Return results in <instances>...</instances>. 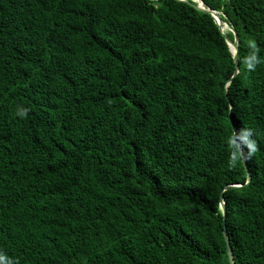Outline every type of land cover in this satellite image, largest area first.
<instances>
[{
    "label": "trees",
    "instance_id": "16d2710c",
    "mask_svg": "<svg viewBox=\"0 0 264 264\" xmlns=\"http://www.w3.org/2000/svg\"><path fill=\"white\" fill-rule=\"evenodd\" d=\"M201 2L230 30L190 0H0V264H230L224 224L264 264V0Z\"/></svg>",
    "mask_w": 264,
    "mask_h": 264
},
{
    "label": "clouds",
    "instance_id": "9594fccd",
    "mask_svg": "<svg viewBox=\"0 0 264 264\" xmlns=\"http://www.w3.org/2000/svg\"><path fill=\"white\" fill-rule=\"evenodd\" d=\"M247 66L251 68L254 65L249 63ZM226 143L230 148V162L232 164L240 159L249 158L256 150L255 141L251 139V131L247 128H241L234 135L229 136ZM2 259L3 257H0V260Z\"/></svg>",
    "mask_w": 264,
    "mask_h": 264
},
{
    "label": "water",
    "instance_id": "95a60500",
    "mask_svg": "<svg viewBox=\"0 0 264 264\" xmlns=\"http://www.w3.org/2000/svg\"><path fill=\"white\" fill-rule=\"evenodd\" d=\"M200 2H201V0H200ZM190 3L193 4L196 8L202 10V11L210 12L212 14V16L215 18L216 23L218 24L220 30H222L221 21L219 20V18L217 17V15L215 14V12L213 10H211L209 8H205V6L203 5L202 2H201V5H199V4L196 3V1L190 0ZM226 41H227V44L230 47V51L233 54L234 61L236 62L237 61V46L233 42H231L228 37H226ZM231 46H232L233 50L231 49ZM242 160L244 161V159H242ZM237 186L238 185H235V184L234 185H228L227 188H232V187H237ZM220 199H222V197H220ZM221 205H222L221 208H222L223 213H224L225 212V208H224L223 202H222ZM223 223H224V219H223ZM223 235H224V238H225V241H226V247H227V254H228L229 263L230 264H235L234 257H233V251H232V248H231V245H230V242H229V237H228V233H227L225 224L223 225Z\"/></svg>",
    "mask_w": 264,
    "mask_h": 264
},
{
    "label": "bare ground",
    "instance_id": "6f19581e",
    "mask_svg": "<svg viewBox=\"0 0 264 264\" xmlns=\"http://www.w3.org/2000/svg\"><path fill=\"white\" fill-rule=\"evenodd\" d=\"M194 1H196L197 4L201 5L200 0H194ZM223 26H224V23L221 24V28H222V31H225L226 26H224L225 28ZM231 49L233 50L232 46H231Z\"/></svg>",
    "mask_w": 264,
    "mask_h": 264
},
{
    "label": "rangeland",
    "instance_id": "374dc122",
    "mask_svg": "<svg viewBox=\"0 0 264 264\" xmlns=\"http://www.w3.org/2000/svg\"><path fill=\"white\" fill-rule=\"evenodd\" d=\"M221 24H222V23H221ZM224 26H226V28H225ZM224 26H223V27L225 28V31L230 30V28L228 27L227 24L224 23Z\"/></svg>",
    "mask_w": 264,
    "mask_h": 264
}]
</instances>
